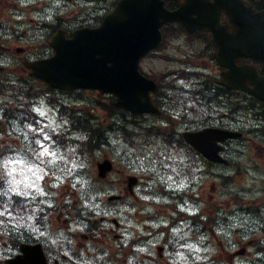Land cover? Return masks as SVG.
I'll list each match as a JSON object with an SVG mask.
<instances>
[{"label": "flooded vegetation", "instance_id": "obj_1", "mask_svg": "<svg viewBox=\"0 0 264 264\" xmlns=\"http://www.w3.org/2000/svg\"><path fill=\"white\" fill-rule=\"evenodd\" d=\"M35 3L28 5V12L36 16L37 21H31L30 25L36 29L43 28L44 34L47 36L54 33L57 29H63L65 35L70 36L71 32L79 27L96 26L103 16L107 14L117 2V0H33ZM183 0H180L182 2ZM211 2L214 0H210ZM246 5L251 6L255 11L264 9L261 0H243ZM2 3V2H1ZM169 8L178 6L179 1L168 0ZM3 7L0 5V14ZM229 17L222 15L221 24L226 25V31L233 32L236 28L228 20ZM207 34V33H205ZM18 38L19 45L23 51L28 48L38 46L45 52L52 51L53 48L47 42L46 37H42L35 42L34 34H28L25 30ZM36 38L38 36L36 35ZM11 50L14 48L12 44H7ZM214 48V46L212 45ZM215 50V48H214ZM44 52V54H46ZM210 58L218 68L220 73L222 67L217 58ZM237 65H255L261 68L257 61L248 58H238ZM261 73H263L261 71ZM236 95L249 99L248 95L241 91H234ZM252 104V99L248 102ZM262 104V103H261ZM263 110L264 113V104ZM196 123H200L197 121ZM183 129H190L188 125ZM181 127L177 131L175 137L171 139L172 144L182 143ZM193 128V127H192ZM191 128V129H192ZM196 129V127H194ZM198 128V126H197ZM230 128V127H229ZM256 131L262 135L259 139H248L241 142L240 152L244 150H256L253 157L242 155L240 165V179L242 180L245 172L247 173V165L249 160H255L257 173L261 174L262 165L264 171V123L257 126ZM179 133V134H178ZM240 136L237 140H241L244 133L239 131ZM236 139L226 142L224 153L230 144ZM259 160V162H258ZM126 166L117 171L123 172L126 178L129 174L125 172ZM134 175V174H130ZM234 174L233 176H236ZM229 178L236 180L232 175ZM139 184V183H138ZM138 184L133 188H128L126 179L123 182L121 178L115 189L116 195L119 197L112 201L111 212L107 216H100V221L95 217L89 219V215H80V219H75L76 215H71L68 210H59L56 216L57 220H48V224L44 226V230L39 229L30 231V236L25 238L21 232V237L15 238L13 241H4V251L0 254V264H7L6 260L19 251L22 242H40L45 257L46 264H199V249L190 247L189 251L184 254L186 245L190 242H199L201 236L200 228L196 220L191 222L189 227L190 236L183 240V236H174L168 233L166 227L162 226L160 219L152 220V189L149 187L139 188ZM264 186V182H263ZM192 188L191 190H194ZM252 187L244 186L238 190L239 197L229 198L227 206H233L230 211V223L237 225L233 235H228L224 246V264H264V187L254 192L258 196H249ZM200 192L198 186L195 190ZM258 191V192H257ZM144 194V197L143 195ZM232 189H229V195H232ZM252 194V195H254ZM143 200V204H139V209L135 211V203ZM130 201L134 202L131 203ZM233 202V203H232ZM160 211V208L158 209ZM156 214H159V212ZM111 215V216H110ZM61 217H65L60 221ZM161 217V216H160ZM50 231L51 234H44ZM44 232V233H43ZM163 235V236H160ZM7 237V236H6ZM205 242H209V236H202ZM215 238H217L215 236ZM10 239V237H9ZM153 239L154 242L152 241ZM159 242L161 244H159ZM154 243V244H153ZM178 243V244H177ZM218 243H221L218 240ZM157 254V257L155 255ZM154 253V256L151 254ZM182 253V257L179 254ZM176 254H178L176 256ZM160 259L161 261H159ZM215 264V263H214Z\"/></svg>", "mask_w": 264, "mask_h": 264}, {"label": "rangeland", "instance_id": "obj_2", "mask_svg": "<svg viewBox=\"0 0 264 264\" xmlns=\"http://www.w3.org/2000/svg\"><path fill=\"white\" fill-rule=\"evenodd\" d=\"M157 54V55H163ZM157 55L147 57L141 63V68L146 73L153 72H168L169 69L175 68V61L166 60L163 57H156ZM6 59L9 62L14 61L15 58L10 56H6ZM178 68V66H177ZM20 72V68H18ZM198 71L205 73L210 72L212 74H216L217 70L214 67L210 70H204L199 67ZM8 72L0 73V77L8 75ZM175 74L164 76V81H172ZM15 77L13 76V79ZM179 87L183 85L181 90L184 92H188L190 89L194 87V79L189 81L184 80H175L173 81ZM193 82V83H192ZM36 87H43L36 82H33ZM44 88V87H43ZM46 98L39 99L38 107L34 106V110L36 113L40 115L41 112L44 115H40L44 119H41L37 122L36 125L28 124L26 126H19L20 124L15 123L16 132H11L8 138L6 137V146L0 150V179H3L4 186L3 191L0 193L4 194L7 198L11 199V204L7 202L6 199L1 201L2 207L0 208V212L4 213L0 215L2 222H0V227L5 225H9L7 227V235L10 236V231L17 230V225L26 223L27 221H20L19 217L20 212L19 209L24 206H29V208L33 207V202L42 206L47 205H57L59 203H63V200L66 203L75 202L78 204L79 201H82V204H97V201L94 199H99L105 201V204H101L102 208L100 212H105L110 205L113 203L108 202L105 195V192L111 190L112 188H117L118 182L121 178H123V182L126 179L122 174L123 172L115 171L111 173L105 180H98L96 177V169H95V161H100L104 156H109L114 158L116 163V167L121 169L123 166V162L118 158L123 151H130L132 154L136 155L135 162L140 166H149L150 162L148 157L152 153L151 149H155L161 146L160 142L154 141L151 143L148 148L146 146H142L143 149H131L129 148L128 143L124 141V132L117 133L116 126L114 128H110V126H114V121L112 120L111 115L103 108L105 105H108L109 99L107 97H99L96 92L92 91H80V92H72V93H63V92H55V91H46L44 94ZM51 102L61 103L59 106L55 103V106L51 104ZM201 105V103H200ZM67 107L69 110L76 114H88L95 119V122H99L101 129H104L105 135L108 137V143L103 145L100 148H95L91 153H76L79 148L78 143H71L67 148H60L55 145V142L58 140L55 138V135H58L62 138H76L81 139L84 136L80 133H71L69 132V119L67 117H61L60 111L63 112L65 109L62 107ZM39 110V111H37ZM224 111L223 109L220 110ZM220 114V113H218ZM97 118V120H96ZM115 120L117 123L124 122V118L116 117ZM128 119H126L127 121ZM133 119L131 118L130 123L125 122L124 125L130 129V131H134L133 135L136 137L134 140L137 143L143 141L151 140L149 139V135H145V133L140 132L139 128L143 126V123H147V120H142L140 122L135 121L131 122ZM227 121V120H226ZM159 120H156V123H159ZM233 125L239 126L237 122L233 121ZM165 127V125H164ZM134 128L136 130H134ZM18 133V134H14ZM151 133V132H150ZM144 136V137H143ZM47 137V138H46ZM21 138L23 141L19 140ZM141 147V146H140ZM46 150V151H45ZM43 152V154H42ZM257 151H249L246 153H242V155L254 156ZM29 154H32L31 157H28ZM188 155L185 149H181V151H173L172 154L167 155V159H171L173 162L166 161L168 167H174L178 164L179 157ZM184 160V159H183ZM15 161H19L20 163H14ZM193 162L191 163L193 166L199 167V175L194 179H197L196 186H198L200 190L201 198L204 201H208V194L211 193L210 187L214 184L217 187L216 196L219 200L225 202L224 194H225V184H224V176L225 168L218 165H208L207 162L199 160L198 158H193ZM180 162V161H179ZM172 163V164H170ZM183 167L187 165L186 161H182L180 163ZM179 164L177 165V167ZM141 174V173H140ZM143 175V174H141ZM147 175V172H146ZM166 175V183H172V178L174 174L172 172H168ZM37 176H43V180H37ZM145 177V176H142ZM183 177L184 174H183ZM15 180L16 183L20 186L22 190L27 191L29 194L27 196H17L14 192L9 191V189L13 186L12 181ZM182 178H178L176 185L171 186L173 189H177L178 184L183 183ZM35 183L39 188L43 190V194L41 192L35 191L33 189L27 188L26 185L29 183ZM187 182V181H186ZM171 186H168L170 189ZM111 192V191H110ZM109 192V193H110ZM108 193V194H109ZM116 194V192L110 193ZM104 195V196H103ZM24 197L33 200H24L21 201L20 198ZM162 203H172L174 200L169 198V196H160L157 197ZM28 201V203L26 202ZM64 201V203H65ZM101 201H99L100 203ZM143 204L142 200H139L135 203L134 209H138L139 204ZM190 207V206H189ZM36 209L38 207H35ZM178 208L186 209V206L178 204ZM7 209V211H5ZM167 209V219H170L172 211L166 207ZM58 210V207L56 208ZM191 207L187 210L191 213ZM7 212H11V216L7 214ZM111 209L109 210V213ZM52 213V212H51ZM59 214L56 211L52 214V218H55ZM185 217V216H184ZM31 218V216H29ZM175 219V218H174ZM184 225V224H183ZM185 226V225H184ZM44 234H51V232H46ZM154 244V243H153ZM1 241H0V251H1ZM202 251V249H201ZM154 256V253L151 254ZM157 257V254L155 252ZM158 258V257H157Z\"/></svg>", "mask_w": 264, "mask_h": 264}, {"label": "water", "instance_id": "obj_3", "mask_svg": "<svg viewBox=\"0 0 264 264\" xmlns=\"http://www.w3.org/2000/svg\"><path fill=\"white\" fill-rule=\"evenodd\" d=\"M194 2V5L198 4L197 0H190V4ZM225 4L222 2L221 6ZM213 9L218 7L215 5ZM180 13V9L167 10L164 0H120L98 29L75 32L72 39L57 46L52 57L31 63L29 67L33 74L52 86L98 88L115 95L111 99L115 106L135 113L157 112L149 98V92L156 89V84L139 73L138 61L147 51L158 46L161 39L159 28L163 24L182 20ZM257 45L264 57V42ZM218 46L220 53L226 45L221 41ZM240 75L248 77V68ZM222 76V85L243 88L240 81L230 83L224 72ZM257 96L264 100V96ZM228 135V132L214 129L185 133L186 140L193 147L214 161H220L216 141L224 140ZM97 167L100 176L111 168L108 161L98 163ZM25 262L26 258L17 257L9 264ZM34 264H39L38 258L34 259Z\"/></svg>", "mask_w": 264, "mask_h": 264}, {"label": "trees", "instance_id": "obj_4", "mask_svg": "<svg viewBox=\"0 0 264 264\" xmlns=\"http://www.w3.org/2000/svg\"><path fill=\"white\" fill-rule=\"evenodd\" d=\"M94 124L98 123H93V121H91L89 118L80 117L71 122L72 130L84 135L81 140V150L83 152L91 153L93 149L100 145L101 133L99 132L98 125L95 126Z\"/></svg>", "mask_w": 264, "mask_h": 264}, {"label": "snow or ice", "instance_id": "obj_5", "mask_svg": "<svg viewBox=\"0 0 264 264\" xmlns=\"http://www.w3.org/2000/svg\"><path fill=\"white\" fill-rule=\"evenodd\" d=\"M37 111H39V110H37ZM40 115H44V113L41 112ZM42 154H43V152H42ZM14 163H20V162L19 161H15ZM43 178H44L43 176H37L36 177L37 180H43ZM12 185L13 186L9 189V191L14 192L17 196H27L29 194L27 191L22 190L20 188V186L16 183L15 180L12 181ZM26 187L30 188V189H33L35 191L41 192V194H43V190L41 188H39L34 182L27 184ZM5 211H7V209ZM3 214L4 213L0 212V215H3ZM7 214L9 216H11V212H7Z\"/></svg>", "mask_w": 264, "mask_h": 264}]
</instances>
